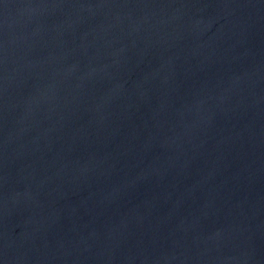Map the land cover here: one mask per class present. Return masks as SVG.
Instances as JSON below:
<instances>
[{
  "label": "water",
  "instance_id": "95a60500",
  "mask_svg": "<svg viewBox=\"0 0 264 264\" xmlns=\"http://www.w3.org/2000/svg\"><path fill=\"white\" fill-rule=\"evenodd\" d=\"M0 264H264V0H0Z\"/></svg>",
  "mask_w": 264,
  "mask_h": 264
}]
</instances>
